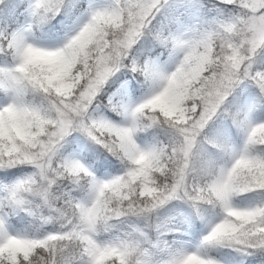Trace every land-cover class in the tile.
<instances>
[{
  "label": "snow or ice",
  "instance_id": "6c2138e0",
  "mask_svg": "<svg viewBox=\"0 0 264 264\" xmlns=\"http://www.w3.org/2000/svg\"><path fill=\"white\" fill-rule=\"evenodd\" d=\"M0 92V264H264V0H0Z\"/></svg>",
  "mask_w": 264,
  "mask_h": 264
},
{
  "label": "rangeland",
  "instance_id": "374dc122",
  "mask_svg": "<svg viewBox=\"0 0 264 264\" xmlns=\"http://www.w3.org/2000/svg\"><path fill=\"white\" fill-rule=\"evenodd\" d=\"M144 90L141 89L140 92L136 93V94H132L130 92L128 93H122L121 97L125 100H128L129 98L136 100L141 98V96L143 95ZM4 99V95L3 93H1L0 95V101H2ZM111 116L113 119H115L116 121H120L122 120V116L117 115L116 113H111ZM234 131V142L239 144L241 142L240 137H241V133H239L237 130H233ZM148 134H144L142 133L141 136L143 137H147ZM150 138V137H149ZM246 196L248 197V199H250L252 197V194H246ZM248 199L245 198V196H238L236 197V202L238 204H245L248 202ZM161 212L163 214H176V213H187L188 212V208L186 205L183 204V202L180 201H173L170 205L166 206L164 209L161 210ZM215 215V213H211L210 217ZM179 218V217H178ZM197 223H201L200 221H197ZM204 224L201 223V232L204 230ZM189 234H191V230L189 229ZM186 235L183 237V239L187 240V241H191L192 244H195L196 242H198L199 237H200V233L198 234V238L196 239H191V237ZM210 253V250H208ZM213 256H215L217 259L221 260L223 262V264H234V261L231 259V257L229 256V253L227 251H214Z\"/></svg>",
  "mask_w": 264,
  "mask_h": 264
}]
</instances>
